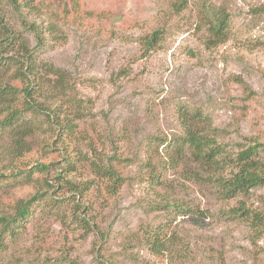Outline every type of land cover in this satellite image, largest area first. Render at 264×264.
<instances>
[{
    "label": "rangeland",
    "instance_id": "374dc122",
    "mask_svg": "<svg viewBox=\"0 0 264 264\" xmlns=\"http://www.w3.org/2000/svg\"><path fill=\"white\" fill-rule=\"evenodd\" d=\"M8 1L0 0L5 22L30 48L37 40L22 22H33L41 38L35 60L61 68L68 82L64 94L47 91L40 100L48 108L62 104L61 118L75 126L67 137L38 132L18 157L7 153L10 134L0 130V215L38 196L27 219L4 234L0 264H264V227L255 231L230 212L242 201L264 216V185L221 199L213 187L161 164L166 141L183 132L179 107L199 110L227 149L249 137L264 143V0L206 1L228 20L227 39L212 46L205 43L202 0H185L178 12L172 4L180 0H79L76 10L70 0H31L19 8L22 16ZM156 30V44L147 45ZM64 148L74 170L61 172L64 159L4 181L21 168L62 159ZM89 158L111 162L124 176L114 193L105 191ZM58 171L87 187L69 189ZM151 173L164 183L147 179ZM188 207L205 212H181Z\"/></svg>",
    "mask_w": 264,
    "mask_h": 264
},
{
    "label": "trees",
    "instance_id": "16d2710c",
    "mask_svg": "<svg viewBox=\"0 0 264 264\" xmlns=\"http://www.w3.org/2000/svg\"><path fill=\"white\" fill-rule=\"evenodd\" d=\"M202 0V15L206 24L205 43L215 45L224 42L228 37V20L225 11L220 8L207 6ZM31 0H9L7 3L12 7L13 13H18L20 7H29ZM71 9L79 7V0H70ZM185 0L172 4L175 12L181 10ZM22 21V20H21ZM24 28L35 34L37 44L30 48L27 38L22 31L18 30L4 20V13H0V130H7L10 134L8 154L18 157L30 150L32 140L41 132L49 135L55 132L57 137L68 136L74 130L71 118H61L63 113L62 104L48 108L45 102L40 100L44 92L52 94H64L68 82L63 70L51 63L39 65L35 60V50L41 45L39 29L31 22H22ZM47 31H54V25H49ZM159 31H153L147 45H155ZM41 69L43 70L41 73ZM179 120L183 128L182 134L171 138L167 142L166 157L161 161L162 169H179L180 175L185 179L193 180L199 184H205L215 189L221 199H231L239 195L246 196L252 188L264 185V161L260 157V151L264 149V143L258 142L256 138L249 137L246 144H237V148L230 150L217 140L216 129L210 127L207 118L199 110H189L179 107ZM39 116H44L45 126L38 122ZM64 117V116H63ZM79 118V114H74ZM44 136V137H45ZM37 139V136H36ZM161 140V139H160ZM46 145V146H45ZM49 142L44 139L41 148L44 150ZM49 147V146H48ZM47 147V149H48ZM65 154L60 160H52L48 164L39 163L30 170L21 168L10 175H3L4 181L8 179L17 181L20 174L28 178L31 172L47 171L51 164L64 160L65 164L60 169L62 173L74 170L73 161L66 159ZM147 165L155 168L150 161ZM89 165L95 172V176L104 181V189L107 193H114L124 182L125 178L113 166L111 162L103 160H92ZM61 172L56 173L58 180H64L65 185L71 190L81 189L70 180L61 177ZM161 174H147V179L157 184L164 183L160 179ZM3 182V180H0ZM38 199L37 193L26 199L18 200L12 215H0V244L4 234L13 233L14 228L25 221L29 215L30 208ZM184 214L196 215L205 210L199 208H181ZM230 212L233 217L240 218L248 223L252 229L259 231L264 227V216L256 209H252L239 202L232 207ZM87 227H90L85 218H80ZM151 249L156 251L159 246L155 240L149 242Z\"/></svg>",
    "mask_w": 264,
    "mask_h": 264
}]
</instances>
